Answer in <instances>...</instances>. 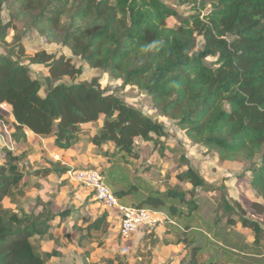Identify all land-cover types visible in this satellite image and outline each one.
I'll return each mask as SVG.
<instances>
[{"label":"trees","instance_id":"obj_1","mask_svg":"<svg viewBox=\"0 0 264 264\" xmlns=\"http://www.w3.org/2000/svg\"><path fill=\"white\" fill-rule=\"evenodd\" d=\"M182 3L190 6L189 15L169 27L168 21L180 14L164 0H0V46L5 49L0 53V106L9 110L0 108V131L12 115L11 140L28 146L23 152L5 149L0 163V264H45L33 239L49 230L55 215L45 209L22 216L6 209L4 201L25 197L32 178H62L68 170L52 161L49 167L31 165L34 151L27 131L67 151L82 141V126L104 118L90 142L95 155L110 165L100 170L104 181L110 171V179L126 185L113 191L120 200L134 198L140 188L126 183L125 169L119 166L140 159L144 143L160 145L167 134L162 123L103 89L99 78L83 79L74 58L146 94L161 116L173 120L193 144L215 151L222 162L248 165L250 187L262 200L252 207L264 213V0ZM4 7L9 9L6 24ZM20 22L28 24L39 42L63 51L45 49L24 64L27 48L7 42ZM198 38L203 40L199 49ZM33 70L43 75L34 76ZM149 170L143 166L139 172ZM177 179L192 189H151L133 207L161 212L173 201L177 206H168L173 217L191 218L199 210L196 189L211 186L192 167ZM218 190L228 225L235 227L236 216L264 248L262 224L246 217L240 204L229 203L224 186ZM107 216L105 211L93 220L89 233L106 234ZM199 250L189 248L187 264H201ZM147 256L152 264L150 253L143 258Z\"/></svg>","mask_w":264,"mask_h":264},{"label":"rangeland","instance_id":"obj_2","mask_svg":"<svg viewBox=\"0 0 264 264\" xmlns=\"http://www.w3.org/2000/svg\"><path fill=\"white\" fill-rule=\"evenodd\" d=\"M164 2L178 10L180 16L168 21L169 27H177L181 19L189 15L190 6L183 4L182 0H164ZM2 18L5 24L8 23L9 9L7 7H4ZM7 42L11 46L15 45L16 42L21 43L27 48L26 54L28 58L23 60L24 64H29L28 59L42 50L55 48V50L63 51L57 45H48L44 40L39 42L34 31L29 30L26 22L17 23L16 29L10 30ZM202 44V38H198L197 49ZM4 51V47L0 46V53ZM210 61L215 60L210 59ZM72 63L83 70V79L99 78L103 89L114 92L129 105L162 123L167 133L160 140L162 144L144 143L140 159H129V164L124 166L125 168L122 167L123 165L119 166L125 169L123 173L127 176L126 179L124 178L126 183L136 184L140 188V194L134 198H128L127 201L122 202L123 205H136L142 199L141 195L143 196L151 189L159 188L162 192L173 187H181L185 190L192 189L189 183H182L177 179L178 175L186 172L189 167L198 172L211 186L209 190L196 189L199 210L191 218L173 217L168 211V206L176 207L177 203L171 201L166 209L161 211L168 218L163 225L151 231L152 234L150 232L141 233L142 238L137 237L140 235H133L130 242L134 246L131 253L128 256L126 255V257L130 258V263L147 264L149 256L145 258L143 256L150 253L152 264H172L173 262L178 264L177 259L172 260L171 257L165 256L162 250L164 247L182 243L185 246L184 251L186 254L189 252L190 247H200L196 258L198 263L201 264H209L210 262L215 264H264V248L257 246V243L253 242L252 231L244 228L236 216H233V219L237 221L235 227L231 228L228 225V220L223 216V199L218 190V188L224 186L225 195L229 203L240 204L243 210L246 211V217L259 222L264 228V213L257 212L252 207L254 202L262 203V200L256 198L250 187L251 174L247 172L248 165L237 162H222L215 151L207 152L205 148L193 144L176 126L175 122L161 116L154 108L151 99L137 88L123 87L121 81L112 79L106 73L91 70L80 58H74ZM33 75L41 77L43 73L33 70ZM42 95H44L43 92ZM6 112L9 113V110ZM11 133L10 122L7 121V129L0 132V163L3 160L5 149H12L17 152H23L28 149L27 145H15L9 139ZM36 150L37 153L30 158V164L43 167L46 165L47 159L45 158V153L42 152L43 146L36 148ZM143 166L150 167V170L146 173L139 172ZM136 169L138 172L135 171ZM106 173L107 175L104 176L105 183L112 191L124 187L125 184L123 182L116 183L115 178L110 179V171ZM64 180V177L63 181L55 177L39 180L36 182L35 193L38 194L40 192L39 186L41 188L44 187L48 191V195H46L48 200L52 194L62 198L68 196L67 198H69L70 202H78V205L82 200L88 199L87 201H89L90 198H94L91 193L83 195L79 190L80 186L76 184L68 181L67 184H64ZM111 181L115 185H111ZM4 206L6 208L13 207L12 209L15 207L8 200L5 201ZM135 245L138 246L135 247ZM188 245L191 246L188 248ZM185 257L184 264H187L189 255ZM104 263L108 264L107 262H100L99 264ZM58 264L75 263H69L66 258L64 262H59ZM126 264L129 263L126 262Z\"/></svg>","mask_w":264,"mask_h":264},{"label":"crops","instance_id":"obj_3","mask_svg":"<svg viewBox=\"0 0 264 264\" xmlns=\"http://www.w3.org/2000/svg\"><path fill=\"white\" fill-rule=\"evenodd\" d=\"M8 121L10 122L11 132L13 133L12 115L9 116ZM101 126L102 118L97 123L82 126V141L67 151L55 148L53 141L41 140L33 133H30L28 136V145L34 151L30 158L37 153L36 148L43 146L42 152L45 153V158H47L45 167H49V161H52L61 164L62 167H66L67 169L84 168L86 166H92L100 170L109 169L110 165L106 163L105 159L95 155L96 147L90 142V139ZM5 129H7V124L4 125L2 130ZM9 139H12V135L9 136ZM52 177L63 181L64 176L62 178L56 175H50L47 178H32L24 189L26 192L25 197L17 198L16 202L13 203L15 206L14 209H12L13 207L6 208L4 206L6 209L18 212L22 216L31 215L32 213L39 215L45 209L46 212L52 211L55 215L50 223L49 230L44 235H38L33 239V244L45 258V264H58L59 262H64L66 258L69 263L75 264H99L100 262H106L111 259L115 260L113 264H119V260L121 259L122 262L131 264L130 258L126 257V255L128 256L131 253L134 246L130 242L132 236L123 237L121 235L118 212L107 211L106 224L108 225V229L106 234L98 232L89 233L88 226L93 220L105 212L104 208L95 198H90L89 201H87L88 199L82 200L83 202L81 201L82 203L80 202L79 205L78 202H70L68 200L69 198H67L68 196L62 198L52 194L48 200V196H46L48 195V191L46 188H41L40 186V192L36 194V182ZM65 180L63 182L64 184L70 182ZM79 190L83 195L90 194L89 191H86L82 187ZM71 198L73 199L72 196ZM6 200L11 202L9 199ZM127 200L123 199L121 201L124 202ZM137 237H141V235ZM137 246L135 245V247ZM184 250L185 246L182 243H178L164 247L162 251L165 253V256L171 257L172 260L177 259L178 264H182L186 256Z\"/></svg>","mask_w":264,"mask_h":264},{"label":"built area","instance_id":"obj_4","mask_svg":"<svg viewBox=\"0 0 264 264\" xmlns=\"http://www.w3.org/2000/svg\"><path fill=\"white\" fill-rule=\"evenodd\" d=\"M2 110H8L6 104L0 106ZM31 132L27 131L29 136ZM65 179L77 184L94 195L96 201L106 211H116L120 220V232L123 237H131L142 232H151L163 225L168 219L162 212L145 208L125 206L117 198L111 188L103 179L100 169L68 168L64 175ZM105 264V263H104Z\"/></svg>","mask_w":264,"mask_h":264}]
</instances>
